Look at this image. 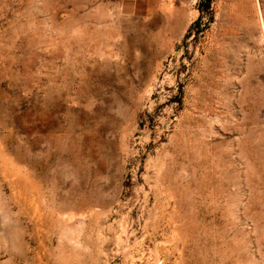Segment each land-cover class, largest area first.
<instances>
[{"label":"rangeland","instance_id":"rangeland-1","mask_svg":"<svg viewBox=\"0 0 264 264\" xmlns=\"http://www.w3.org/2000/svg\"><path fill=\"white\" fill-rule=\"evenodd\" d=\"M0 0V264H264V0Z\"/></svg>","mask_w":264,"mask_h":264},{"label":"trees","instance_id":"trees-1","mask_svg":"<svg viewBox=\"0 0 264 264\" xmlns=\"http://www.w3.org/2000/svg\"><path fill=\"white\" fill-rule=\"evenodd\" d=\"M211 2H212V0H198L197 8L199 10V15L196 18V20L190 24L186 35L189 34L193 30H195V32L200 31V25L202 23V20H203L205 13L208 14L209 21L212 20V14L210 12Z\"/></svg>","mask_w":264,"mask_h":264}]
</instances>
